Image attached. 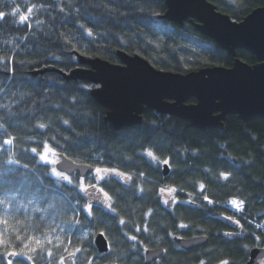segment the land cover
<instances>
[{
    "label": "trees",
    "instance_id": "obj_1",
    "mask_svg": "<svg viewBox=\"0 0 264 264\" xmlns=\"http://www.w3.org/2000/svg\"><path fill=\"white\" fill-rule=\"evenodd\" d=\"M208 1L234 21L264 6V0ZM32 4L44 7L26 24L19 23V15L0 20V56L14 57L10 71L0 64V197H15L8 213L0 205V214L21 235L35 236L52 249L54 257L37 258V264H56L65 246L71 251L82 247L75 264H145V248L165 250L153 264H247L250 251L264 246V234L243 218H264V119L244 122L228 116L223 126L202 132L189 121L148 110L142 123L118 131L106 120L108 111L92 98L95 85L65 81L57 73L32 75L49 66L69 73L79 67L80 56L119 64L118 52L139 55L158 70L180 74L230 68L235 58L190 21L179 26L164 19L163 0H0V11L19 7L26 13ZM236 58L250 65L258 62L241 50ZM40 123L46 127H37ZM10 137L13 145H5ZM44 143L76 163L131 175L128 181L111 174L104 180L95 174L85 178L112 197L116 211L109 210L97 191L102 200L91 205L89 215L80 178L71 177L72 184L58 181L31 151H42ZM147 151L169 161L167 176L164 164ZM10 158L20 164L8 163ZM169 187L176 191L160 192ZM166 196L170 207L164 203ZM232 200L243 201V214L236 215L239 224L225 219L233 213L227 207ZM60 226L65 229L62 235ZM98 233L109 239L106 254L95 247ZM133 235L139 242L128 238ZM196 236L207 237V245L185 251L174 242V237ZM0 264L6 260L0 258Z\"/></svg>",
    "mask_w": 264,
    "mask_h": 264
},
{
    "label": "water",
    "instance_id": "obj_2",
    "mask_svg": "<svg viewBox=\"0 0 264 264\" xmlns=\"http://www.w3.org/2000/svg\"><path fill=\"white\" fill-rule=\"evenodd\" d=\"M163 1L167 6L164 19L179 26L190 20L202 36L215 41L235 58L233 65L180 74L158 70L139 55L118 52L119 64L80 56L79 67L69 73L49 66L32 75L42 78L47 73H57L65 81L95 85L91 96L108 111L106 120L118 131L142 123L148 110L189 121L202 132L223 126L228 116H237L244 122L264 119V6L242 21H234L208 0ZM238 50L249 53L258 62L250 65L236 58ZM190 100L195 103L188 104ZM58 156L56 169L68 177L87 178L95 172L93 166L76 163L64 154ZM169 172V165L165 164L164 175ZM105 237L98 233L94 238L101 254L110 251L109 239ZM174 242L185 251H193L205 247L208 238L174 237ZM164 253L163 248L148 249L144 253L145 264H153ZM74 259L75 256L68 258L66 264H73ZM262 261L264 249H252L247 264H264Z\"/></svg>",
    "mask_w": 264,
    "mask_h": 264
},
{
    "label": "snow or ice",
    "instance_id": "obj_3",
    "mask_svg": "<svg viewBox=\"0 0 264 264\" xmlns=\"http://www.w3.org/2000/svg\"><path fill=\"white\" fill-rule=\"evenodd\" d=\"M14 2V0H13ZM44 6L32 4L30 7L27 8L26 13H22L21 9L19 7H13L10 12H3L0 11V20L5 19L7 16H17L19 15V23L26 24L30 17L35 13L40 11ZM63 11V9H61ZM37 24L43 23V21L37 20ZM30 27V25H29ZM83 27V25L81 26ZM88 35L91 36L92 32L91 30L88 31ZM56 59H59V57H56ZM14 60V57H8V56H0V64H5V71H10L11 69L8 67V64L11 63ZM23 63V61H21ZM63 123L68 124L67 120H64ZM2 127V126H0ZM37 127L43 129L46 127L44 123H40L37 125ZM14 142V138H9L3 141L5 145L12 146ZM31 151L39 156L40 161L44 162L45 164L53 165L51 172L52 175H54L57 179L67 181L69 184L72 183V181L69 179L67 175H64L62 171H58L54 165L59 163V156L54 148H52L48 143L43 144L42 151H37L36 148H32ZM146 155L153 160H157L163 164H168V160H159V157L156 156L152 151H147ZM8 163L10 164H20V161L17 159H9ZM23 168H27V164L21 165ZM95 174L97 176L98 180H104L106 179L109 174L115 175L117 177H120L126 181L131 180L132 176L128 175L124 172L119 171L118 169L114 168H95ZM143 175V173H141ZM224 175V174H221ZM224 178L227 179V175H224ZM80 189L81 191L85 192L87 194L88 188H96V190L105 198V202L109 210L115 212L116 209L112 206L111 200L112 197L107 193L104 192L103 188H97L95 184L92 185H84L81 181L80 183ZM201 190L203 191L204 185H200ZM142 191V189H141ZM165 191H168L169 194L174 193L176 189L174 187H169L167 189L161 188L160 192L163 193ZM15 199V197H8V195L5 193L3 197H0V205L4 206V212L5 214L8 213L10 207H11V200ZM205 200H208V197H204ZM173 203H175V198L172 200ZM165 204L168 203V200L164 201ZM208 203H213V201L208 200ZM231 203L240 211H243V201H237L232 200ZM88 214L92 215V209L91 205H87ZM4 214H0V224L3 225V229L0 230V258H3L6 260V264H14L13 259L10 258H18L16 260V264H23V261L27 260L30 262V264H37V258H44L45 256L49 259L54 257V252L51 248L45 247L43 242L40 239H37L35 236L30 235H21V232L19 229H16L14 226L10 225L9 220L7 218H3ZM225 219H232V217H225ZM17 223H20V221H17ZM74 223L79 224V220H75ZM125 221L123 219L120 220V224H124ZM233 223L239 224L238 220H233ZM180 227H187V225L181 224ZM145 231L148 229L145 228ZM136 231H140V228L137 227ZM233 233H225L226 236H231ZM100 235H104V233H100ZM127 235V234H126ZM87 238V234L85 235V239ZM107 239V237H105ZM129 239L133 241H138V238L136 236H129ZM47 239V238H46ZM59 239V237H57ZM47 243L49 245L52 244L51 239H47ZM63 243V242H61ZM72 241L69 239L68 244H71ZM83 249L82 247H76L74 251L69 252L67 246H65L64 251L68 252V257L60 256L56 262V264H66V260L68 258L74 257L76 253L81 252ZM145 251L147 249L145 248ZM74 264V261H73ZM87 264H93L91 260L87 261ZM200 264H204V261H201ZM221 264H229V261L222 260Z\"/></svg>",
    "mask_w": 264,
    "mask_h": 264
},
{
    "label": "rangeland",
    "instance_id": "obj_4",
    "mask_svg": "<svg viewBox=\"0 0 264 264\" xmlns=\"http://www.w3.org/2000/svg\"><path fill=\"white\" fill-rule=\"evenodd\" d=\"M58 154V153H57ZM42 162V161H41ZM42 163H44V162H42ZM45 164V163H44ZM46 165H49L50 167H51V169H52V167H53V165H50V164H46ZM55 167H56V165H54ZM96 175V174H95ZM53 177L55 178V179H57L54 175H53ZM70 180H71V178H69ZM58 181H61V182H65L66 184H69L67 181H64V180H60V179H57ZM81 181L83 182V184L84 185H88V183H86L85 182V179H80V183H81ZM72 184V183H71ZM80 185V184H79ZM85 193V192H84ZM85 195L88 197V200H89V205H92L94 202H98L99 200H102V196H101V194L100 193H98L97 192V190L95 189V188H92V187H89L88 188V192H87V194L85 193ZM167 197V196H166ZM168 199V197L167 198H165V200H167ZM231 205H232V207L234 208V209H236L235 210V212H237V208L231 203ZM87 211H88V209H87ZM239 211V210H238ZM231 212H233L232 213V215H230V217H232V219H233V216H235V212H234V210L233 211H231ZM59 231H58V234L59 235H62V234H64V232H65V229L62 227V226H60L59 228ZM62 242V241H61ZM68 248V251L69 252H71V250L69 249V247H67ZM61 256H65V257H67L68 256V252H64ZM60 257V256H59ZM75 261H76V255H75V259H74V264H75Z\"/></svg>",
    "mask_w": 264,
    "mask_h": 264
},
{
    "label": "built area",
    "instance_id": "obj_5",
    "mask_svg": "<svg viewBox=\"0 0 264 264\" xmlns=\"http://www.w3.org/2000/svg\"><path fill=\"white\" fill-rule=\"evenodd\" d=\"M244 219L253 224L258 231L264 234V220H251L247 217H244Z\"/></svg>",
    "mask_w": 264,
    "mask_h": 264
},
{
    "label": "flooded vegetation",
    "instance_id": "obj_6",
    "mask_svg": "<svg viewBox=\"0 0 264 264\" xmlns=\"http://www.w3.org/2000/svg\"><path fill=\"white\" fill-rule=\"evenodd\" d=\"M262 262H264V261H262Z\"/></svg>",
    "mask_w": 264,
    "mask_h": 264
}]
</instances>
